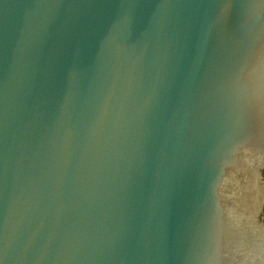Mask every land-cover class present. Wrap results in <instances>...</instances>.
Segmentation results:
<instances>
[{
    "label": "water",
    "instance_id": "obj_1",
    "mask_svg": "<svg viewBox=\"0 0 264 264\" xmlns=\"http://www.w3.org/2000/svg\"><path fill=\"white\" fill-rule=\"evenodd\" d=\"M0 264H264V0H0Z\"/></svg>",
    "mask_w": 264,
    "mask_h": 264
}]
</instances>
